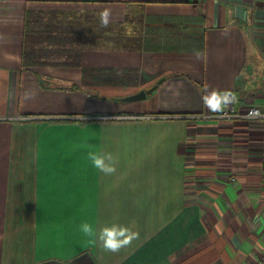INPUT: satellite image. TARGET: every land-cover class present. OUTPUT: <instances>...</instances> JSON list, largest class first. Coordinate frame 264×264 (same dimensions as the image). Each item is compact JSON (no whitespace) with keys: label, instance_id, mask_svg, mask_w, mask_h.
I'll use <instances>...</instances> for the list:
<instances>
[{"label":"crops","instance_id":"crops-1","mask_svg":"<svg viewBox=\"0 0 264 264\" xmlns=\"http://www.w3.org/2000/svg\"><path fill=\"white\" fill-rule=\"evenodd\" d=\"M228 93L264 110V0H0V264H256L264 119L191 117Z\"/></svg>","mask_w":264,"mask_h":264},{"label":"clouds","instance_id":"clouds-1","mask_svg":"<svg viewBox=\"0 0 264 264\" xmlns=\"http://www.w3.org/2000/svg\"><path fill=\"white\" fill-rule=\"evenodd\" d=\"M102 23H108V12L104 11L101 13ZM92 163L105 173H111L114 171V165L112 163L111 154L102 153H89ZM82 232L88 234L89 236L97 235V231L94 226L88 222H83L80 225ZM130 230L126 225L119 223L105 224L100 227L98 235L103 241L105 247L110 249H117L120 246L127 244L129 242Z\"/></svg>","mask_w":264,"mask_h":264},{"label":"built area","instance_id":"built-area-1","mask_svg":"<svg viewBox=\"0 0 264 264\" xmlns=\"http://www.w3.org/2000/svg\"><path fill=\"white\" fill-rule=\"evenodd\" d=\"M223 107L221 109L208 110L207 112L191 114L195 118H217V119H264V110L250 106L245 110H240L236 107L238 98L235 94L228 93L218 96L216 99ZM256 264H264V250L256 262Z\"/></svg>","mask_w":264,"mask_h":264},{"label":"water","instance_id":"water-1","mask_svg":"<svg viewBox=\"0 0 264 264\" xmlns=\"http://www.w3.org/2000/svg\"><path fill=\"white\" fill-rule=\"evenodd\" d=\"M161 81L162 78L158 79L152 86H150L146 90H140L137 93L128 96L126 100H135L144 97L146 94L150 93L153 89H155Z\"/></svg>","mask_w":264,"mask_h":264},{"label":"rangeland","instance_id":"rangeland-1","mask_svg":"<svg viewBox=\"0 0 264 264\" xmlns=\"http://www.w3.org/2000/svg\"><path fill=\"white\" fill-rule=\"evenodd\" d=\"M138 172H140V174ZM141 174L143 175V174H145V172H141V171H139V169L133 170L132 171V180L134 181V179L140 178Z\"/></svg>","mask_w":264,"mask_h":264}]
</instances>
